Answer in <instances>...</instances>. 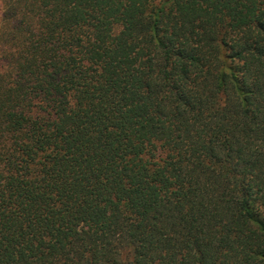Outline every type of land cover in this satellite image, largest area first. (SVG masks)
I'll list each match as a JSON object with an SVG mask.
<instances>
[{"label":"trees","instance_id":"16d2710c","mask_svg":"<svg viewBox=\"0 0 264 264\" xmlns=\"http://www.w3.org/2000/svg\"><path fill=\"white\" fill-rule=\"evenodd\" d=\"M0 264H264V0H1Z\"/></svg>","mask_w":264,"mask_h":264},{"label":"rangeland","instance_id":"374dc122","mask_svg":"<svg viewBox=\"0 0 264 264\" xmlns=\"http://www.w3.org/2000/svg\"><path fill=\"white\" fill-rule=\"evenodd\" d=\"M0 13H1V0H0Z\"/></svg>","mask_w":264,"mask_h":264}]
</instances>
